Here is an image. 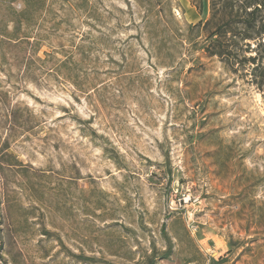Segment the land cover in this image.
<instances>
[{
    "label": "rangeland",
    "instance_id": "rangeland-1",
    "mask_svg": "<svg viewBox=\"0 0 264 264\" xmlns=\"http://www.w3.org/2000/svg\"><path fill=\"white\" fill-rule=\"evenodd\" d=\"M30 8L38 53L0 63L7 264H264V93L190 33L209 0Z\"/></svg>",
    "mask_w": 264,
    "mask_h": 264
},
{
    "label": "trees",
    "instance_id": "trees-1",
    "mask_svg": "<svg viewBox=\"0 0 264 264\" xmlns=\"http://www.w3.org/2000/svg\"><path fill=\"white\" fill-rule=\"evenodd\" d=\"M190 1L195 2L198 11L201 10V0ZM4 2L9 14L0 19V63L7 64L5 46H30L31 57H34L39 51L41 40L29 33L36 19L35 12L30 8L31 0ZM17 2L23 6L20 10L11 6ZM189 31L195 32V38H203V52L207 57L220 58L231 67L236 63L251 65L252 82L264 93V0H209V17L190 26ZM251 45L254 47L251 48ZM248 53L254 55L246 57ZM162 234L167 248L161 254V259H167L172 245L163 229ZM77 258L83 262H94V259ZM155 259L154 251L148 258V264H155Z\"/></svg>",
    "mask_w": 264,
    "mask_h": 264
},
{
    "label": "built area",
    "instance_id": "built-area-1",
    "mask_svg": "<svg viewBox=\"0 0 264 264\" xmlns=\"http://www.w3.org/2000/svg\"><path fill=\"white\" fill-rule=\"evenodd\" d=\"M2 207H3V201H2V192H1V182H0V264H7L5 257L3 255V243L1 239V233H2Z\"/></svg>",
    "mask_w": 264,
    "mask_h": 264
}]
</instances>
